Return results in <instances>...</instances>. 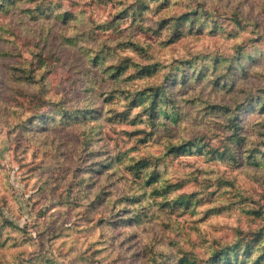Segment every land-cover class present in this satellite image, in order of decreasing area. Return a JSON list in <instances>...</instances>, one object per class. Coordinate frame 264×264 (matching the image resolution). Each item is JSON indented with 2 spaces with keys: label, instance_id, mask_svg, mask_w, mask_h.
I'll list each match as a JSON object with an SVG mask.
<instances>
[{
  "label": "rangeland",
  "instance_id": "rangeland-1",
  "mask_svg": "<svg viewBox=\"0 0 264 264\" xmlns=\"http://www.w3.org/2000/svg\"><path fill=\"white\" fill-rule=\"evenodd\" d=\"M162 1L133 20V0H0V264H209L257 235L264 246V0ZM140 56L157 73L110 75ZM215 66L232 86L185 80L178 117H116V85L171 89L175 74ZM205 103L239 104L242 144ZM226 146L237 161L206 153Z\"/></svg>",
  "mask_w": 264,
  "mask_h": 264
},
{
  "label": "trees",
  "instance_id": "trees-1",
  "mask_svg": "<svg viewBox=\"0 0 264 264\" xmlns=\"http://www.w3.org/2000/svg\"><path fill=\"white\" fill-rule=\"evenodd\" d=\"M134 4H131L129 8L126 10L127 13L132 16L133 20H136L138 17L142 15V13L147 9V4L146 0H133ZM165 0L162 1V3ZM174 20V19H173ZM178 19H175L174 27L177 31L181 33L185 31V26L181 23L177 22ZM167 22L165 20L161 21L159 23V27L157 26V29H162ZM193 23H191L192 25ZM193 29V26L190 27ZM171 37V34H170ZM132 47H134V51L136 52H141L143 56L146 55L144 49L140 46L139 43H134L131 42ZM141 60H132L131 58H128L125 60V66L122 65H117L114 68H111V76L116 77V79H120L123 76V72L125 69H131V74H129L128 78L131 81H134L136 79L144 78V77H151V75H154L157 73L158 67L160 64L153 63L147 64L145 63L146 61L143 60V58L140 56ZM190 62V61H189ZM186 62V63H189ZM215 63H217L216 59L214 60ZM231 66H229L230 68ZM208 67H200L195 71V74L193 78L191 76L184 77L179 76L178 74L174 75V78L171 80V89L167 87V85L164 84V82L157 83L155 85H152L150 87L143 88L141 90L138 89V86L133 87V89L129 88H121L120 84L116 85L117 88L111 91V94H120L122 96L123 100L125 101V104L123 106L124 110L120 114L117 113L118 117L121 121L127 119L130 115V112L133 109L139 108V112L143 117H145L146 121L150 122L152 125H155V123L160 119V117H164L167 119H170V117L175 118L176 116L178 117L179 114H177V107H176V102L172 96V91L177 87L181 86L184 84L186 81L185 80H190L193 79L197 82L202 81L204 79H209L214 86H219L220 88H224L227 86H232V83L234 82V78L230 81L229 78L230 76L228 75V69L221 73H216L218 67L215 66L214 70H212L211 73H209ZM186 73L185 71H183ZM235 72V71H234ZM229 76V77H228ZM233 77V75H232ZM166 79V78H165ZM182 81V82H180ZM260 94L261 96H257L256 99H259L260 102H262V99L264 98V88L261 90ZM249 102L251 101L250 99L248 100ZM206 107L211 110H218L223 113H229V119H228V124H226V128L228 130H231V135L230 137L232 140L236 141L239 145L242 144V137L237 136V131L241 130V125L240 122L238 121V113H239V104H235L232 106L231 104L224 105V106H215L211 105L209 103H205ZM234 104V103H233ZM262 104H260L261 107ZM262 108V107H261ZM136 118V117H135ZM134 118V119H135ZM139 121L141 119L139 118ZM131 123H134V120H131ZM196 145V143H193ZM192 146H171L168 148L169 153L174 154V155H180L182 153H187L191 149ZM196 147V146H195ZM240 147V146H237ZM196 149H199L198 151L201 150V148L196 147ZM207 154L211 155L212 159H223L228 155L229 159L232 161H237L236 158V150L233 148V146H226L222 151L219 150H207ZM244 153H247V157H256L257 150L252 148L250 150L245 151ZM261 155L263 153H260ZM217 155V156H215ZM106 166V163L104 164L103 167ZM143 165L138 166L136 168V174H138L140 167ZM143 173L142 174V180L145 179L147 184H152L158 182V178L156 176H153L151 174ZM166 187H163V184H157V186H154L152 188V191L155 195H163L169 192V190H165ZM184 195H178L176 197L180 198L178 199V204L177 205H184L188 206V201L185 200V198H182ZM263 241V240H262ZM261 240H260V235H257L256 238L253 240H250L248 242H244V244H235L234 246L236 247V251L234 248H230L232 246H229L225 249H221L218 252H215L213 257L211 258L210 261H208L209 264H235L234 261V256L238 254L239 256L243 257L242 262L240 264H264V246L259 247ZM254 249H259V252L254 256L252 259H250L251 255L255 251ZM245 258H248L246 261ZM187 262V261H186Z\"/></svg>",
  "mask_w": 264,
  "mask_h": 264
}]
</instances>
